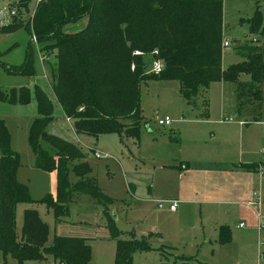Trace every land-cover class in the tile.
Instances as JSON below:
<instances>
[{"label":"trees","instance_id":"obj_1","mask_svg":"<svg viewBox=\"0 0 264 264\" xmlns=\"http://www.w3.org/2000/svg\"><path fill=\"white\" fill-rule=\"evenodd\" d=\"M84 18L87 23L82 29L65 30L67 24ZM246 21L252 33H264L260 10ZM24 26L11 22L0 30L12 33ZM27 27L38 41H49L43 51L50 44L56 50L55 61L49 62L51 85L79 134L139 139L142 84L152 79L178 81L180 93L190 104L202 89L219 80L236 84L240 106L262 104L264 44L244 45V60L223 68L224 0H41ZM31 59L28 52L23 65L10 69L28 73ZM156 59L164 67L159 73L149 72ZM35 95L39 116L31 127L29 142L36 166L56 174V189L41 201L31 197L28 186L17 178L20 156L12 149L11 134L0 118V252L21 264L49 256L58 264H90L92 248L85 238L55 236L49 245V225L35 209L25 211L22 234L17 233L20 204L43 203L54 212L55 221L61 222L70 214L74 193L110 201L92 176L84 152L47 132L54 121V104L40 86L35 87ZM0 99L26 104L30 89L13 88L10 94L0 89ZM260 167L264 170V159L247 168L256 171ZM110 214L106 213L111 238L116 240L114 264H135L136 253L153 250V235L124 236ZM227 230L221 228L222 243L231 239L225 235ZM165 248H159L162 256ZM174 261L204 264L190 263L193 259L188 256H176Z\"/></svg>","mask_w":264,"mask_h":264},{"label":"rangeland","instance_id":"obj_2","mask_svg":"<svg viewBox=\"0 0 264 264\" xmlns=\"http://www.w3.org/2000/svg\"><path fill=\"white\" fill-rule=\"evenodd\" d=\"M39 2V0H0V9H3L0 12H4L3 15L0 14V24L7 21V23L21 22L25 25L12 33H4L0 30V89L8 94L13 88L25 86L30 89L29 103L0 99V118L5 121L11 134L12 149L20 156L21 166L17 178L28 186L31 197L36 201L43 200L51 192L53 180L51 173L36 166L29 142L31 127L39 116L35 87L40 86L52 98L55 97L50 83L49 62H54L56 58V50L51 44L46 51L42 50L49 41H38L27 27ZM257 9L263 16L264 28V0H224V39H228L230 45L224 47L223 68L244 60L242 52L244 45L264 44V33H252L250 24L246 21L255 15ZM86 23L87 18H84L76 23L67 24L65 30L77 31ZM28 52L31 53L32 58L30 72L21 74L12 71L11 67L21 66L26 62ZM141 106L142 117L144 115L145 119L142 121L139 139L124 137L122 140L117 134H106L98 138L79 134L75 130L74 122L71 120L68 124L57 105L54 110V121L47 128L49 134L74 143L84 152V159L92 169V176L102 193L110 199L106 203L81 193H74L72 197L69 219L74 222V226H71L73 227L71 231L75 236L85 238L92 245L90 264L115 263L116 240L111 238L108 228L106 215L108 212L114 216L116 227L124 236H129L131 233L136 236L153 235L151 244L154 248L155 244H159L156 240L172 243L173 239L180 238L179 240L188 243L195 235L197 225L200 224V229L203 231V227L209 228L218 220L213 219V214H200L199 208L196 210L191 206H187L179 216L169 211L167 202L178 199L183 178L179 172L160 169L151 158H147L156 151L150 148L151 145L161 153L162 158H159L164 162L167 160L164 159L163 153L167 155L168 151L173 153L170 154L171 156L176 155L167 143L168 138L171 137L176 143L174 145H177L174 149H180L182 151L180 155L188 158L186 160L189 161L185 162H193L201 153L213 154L216 163L220 164L218 167L223 168L232 164H253L252 162L264 158V97L262 104L245 103L240 106L234 82L214 81L208 88L200 91L195 103L190 104L179 92L178 81L148 80L142 84ZM166 116L173 121L171 126L166 127L167 129L158 123ZM240 121H243L244 126L240 125ZM156 138H161L160 143L154 144ZM137 140L140 141V145L142 144L140 149L139 143H135ZM91 148L108 155L109 158H97ZM144 156L146 158L142 160ZM209 176L211 175L206 172L198 174L199 185L209 184ZM217 178L219 180L220 177ZM225 178L228 184H234L241 179L234 178L231 174ZM192 179L193 177H188L189 182ZM261 198V217L254 208L246 204L222 205L223 216L226 217L225 211L231 210L233 222V227L228 228L226 236H231V230L234 228L235 234L256 229L260 237L255 243L246 239L231 246V258L227 264H264V229H259L261 222L264 223V177ZM35 204L40 217L49 225L48 244L51 245L55 238L54 212L43 203ZM25 208L26 205L23 204L17 208L19 236L22 234ZM241 219L246 224V228L237 230L236 226ZM105 236L109 237L105 238ZM259 243L260 251H258ZM225 244L227 243H223ZM162 246L164 245L158 247ZM163 251L164 256L153 250L138 252L136 261L138 264H174L176 256L170 253L168 248ZM260 253H262L261 257ZM190 263H194V260ZM0 264L21 263L16 258L5 256L0 252ZM23 264H55V259L49 256L43 261H26Z\"/></svg>","mask_w":264,"mask_h":264},{"label":"crops","instance_id":"obj_3","mask_svg":"<svg viewBox=\"0 0 264 264\" xmlns=\"http://www.w3.org/2000/svg\"><path fill=\"white\" fill-rule=\"evenodd\" d=\"M5 22L7 23V21ZM5 22H2L3 24H0V27L3 25H6L4 24ZM244 79H248V77L244 76ZM263 87H264V84H263ZM223 89L225 90V86L223 87ZM263 91H264V88H263ZM49 97L51 98L54 104V109L56 108V105H57L60 111L65 116L62 108L57 102L56 96L54 97L55 99L52 98L51 95H49ZM144 119L145 118L143 115V121ZM66 122L68 123L67 118H66ZM240 125L244 126L243 121H240ZM169 130L171 131L172 129H169ZM102 136L103 135L99 137H102ZM160 139L161 138L154 139L155 140L154 144L158 142L160 143ZM173 140L174 139L172 137L168 138L167 143L169 144L168 146H171L173 148L172 150L174 151V153H176V155L171 156L173 153L172 152L169 153L168 151H167V155L166 153H163L164 159H166L167 161L164 162L160 160L159 157L162 158L161 153L157 151L156 147H152V145L150 146V148H154L156 151H154L155 153H153L151 157H147L148 159L151 158L152 161L157 166H159L160 169H169V170L177 171L180 173L183 179L185 178L184 180L181 178L183 183L179 187L178 199L176 198L171 199L168 202L166 200L169 206V211L173 215L179 216L184 212L187 206H191L192 208L196 210L199 208L200 214L201 213H204L206 215L213 214V219L216 218L218 220H216L215 223L213 222V226L211 225L209 228L203 227L204 228L203 231L202 229H200V226H199L200 224L197 225L195 227L196 233L188 241V243L183 240H179L180 238L173 239L172 243L166 242L164 240L161 241V240L155 239L159 244L157 245L155 244V248L152 244L153 251L162 255L161 251H159L156 248H159L158 247L159 245H164L165 247L170 249V253H172L173 255L191 257L194 260V263L199 262V263H204V264H227V261H229L231 258V249H230L231 246H235L237 242L245 241L246 239L252 240V242L255 243L256 240L258 241L260 237H258L259 234H258V231H256V229L255 230L248 229L247 231H243L242 234H235L236 230L233 228V230L230 229L231 230L230 241L227 242V244L223 245V243L220 240L221 228L222 227H226V228L233 227V222H232L231 210L225 211L224 215L226 217H224L221 212V207L222 205H227V206H235L238 204L248 205V202L251 201V199L253 198L252 192L254 190H259L261 193V186L263 183L264 170L261 171L259 169L255 171L254 169L247 168L249 165H252L250 163L232 164L230 166H225V168L218 167L220 164L216 163V160H214L215 156L211 153H207V154L201 153L199 156H197L193 160V162L191 161L185 162V161H189V160H186L188 158H184L180 155V152H182L180 151V149L178 150L174 149L175 146L177 145H174L176 143H174ZM137 142L139 143V149H140L142 144L140 145L139 140H137L135 143ZM90 150L94 151L95 156H96V153L99 152L98 150L92 149V148ZM168 150L171 151L170 149ZM101 158H109V156L100 157V159ZM145 158L146 157L144 156L143 159L142 158L140 159L144 160ZM263 159L257 162H252V163L253 164L259 163ZM204 172L211 175L209 176L210 182L207 185L200 186L199 183L197 182V175L204 173ZM228 174L233 175L234 178H241V179L236 181L234 184H228L225 178ZM51 175H52V180H53V186H52V190L50 193H54L56 189V174L51 173ZM217 176L220 177L219 180ZM188 177H193L191 182H189ZM74 181H76V179H74ZM174 201L177 202V207L175 210H171L170 205ZM23 205H26V208L24 211L28 209H36V210L38 209L37 204L35 203L23 204ZM205 206H208V207H205ZM210 207H212V210ZM69 216L65 217L61 222L55 221L56 224H55L54 236L81 237V236H75L74 232L71 231L73 230L72 229L73 227L71 226H74V222H72L69 219L70 218ZM16 223H17V216H16ZM204 224H205V221L203 220V226ZM241 224H244V226L242 227ZM236 227H237L236 228L237 230H243L246 228V224L241 219V221ZM141 236H145V235L140 234L138 237H141ZM108 237L109 236H105V238H108ZM99 239H104V238H99ZM258 247H259L258 251H260V247H261L260 243ZM137 254L138 253L134 255L135 264H138L136 261ZM261 256H262V253H260V257ZM55 264H58V263L55 261Z\"/></svg>","mask_w":264,"mask_h":264},{"label":"built area","instance_id":"obj_4","mask_svg":"<svg viewBox=\"0 0 264 264\" xmlns=\"http://www.w3.org/2000/svg\"><path fill=\"white\" fill-rule=\"evenodd\" d=\"M39 1H41V0H39ZM0 10L2 11L3 9H0ZM11 12L15 13V11H11ZM0 14L3 15L4 12H0ZM223 45H224V47L229 46L230 45V41L228 39H224ZM155 52H157V51H155ZM135 53L136 54H141L140 51H136ZM44 59H46V58H44ZM163 67H164L163 62L160 59H156V60L153 61L149 72L159 73L162 70ZM67 120H68V122L71 121L68 118H67ZM158 123H159V125L161 127L166 128V127L171 126L173 124V121H172V119L170 117L166 116L165 118L160 119L158 121ZM263 155H264V151H263ZM96 156L99 157V158L100 157H108V155H103L102 153H99V152L96 153ZM260 170L263 171L262 168H260ZM248 205H250L251 207L255 208L256 211L258 212L259 217H261L260 211H261V206H262V198H261V193L260 192L254 191L253 198L251 199V201L248 202ZM176 207H177V202L176 201L172 202L171 205H170V209L171 210H175ZM241 226L243 227L244 224H241ZM259 229L260 230L264 229V223L261 222V224L259 226Z\"/></svg>","mask_w":264,"mask_h":264}]
</instances>
